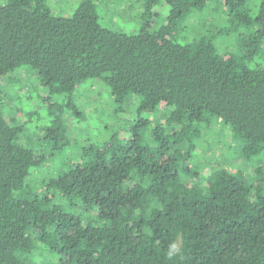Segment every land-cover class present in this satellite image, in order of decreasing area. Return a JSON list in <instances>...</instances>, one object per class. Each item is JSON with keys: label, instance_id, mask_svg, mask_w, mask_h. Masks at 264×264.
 Returning a JSON list of instances; mask_svg holds the SVG:
<instances>
[{"label": "trees", "instance_id": "1", "mask_svg": "<svg viewBox=\"0 0 264 264\" xmlns=\"http://www.w3.org/2000/svg\"><path fill=\"white\" fill-rule=\"evenodd\" d=\"M50 1L0 0V264H34L41 248L54 264H264V60L252 65L264 59V0L254 17L249 0H222L227 25L255 27L236 52L177 40L208 0H168L160 26L154 0H139L133 33L104 26L100 0L71 15ZM17 70L41 84L36 142L23 135L35 111L16 107V123L4 110L6 96L30 95L22 79L5 95ZM88 80L104 88L113 134L84 140L45 179L47 160L89 131L75 100Z\"/></svg>", "mask_w": 264, "mask_h": 264}, {"label": "rangeland", "instance_id": "2", "mask_svg": "<svg viewBox=\"0 0 264 264\" xmlns=\"http://www.w3.org/2000/svg\"><path fill=\"white\" fill-rule=\"evenodd\" d=\"M82 1L83 0H51L50 3L55 14L71 15ZM138 1L139 0H100L98 3V10L101 23L115 31H122L125 33L136 32L140 28V20L142 19V16H140L139 13ZM152 2L151 14L154 16L157 15L158 22L156 23V26H160V24L163 23V18L167 15L169 8L168 0H154ZM262 4V0H249L247 2V7L243 9V11L248 12L251 17L257 16L261 11ZM152 24L154 23L152 22ZM179 27L180 30L177 34V40L180 43L190 42L202 35L211 36L220 52H236L240 43L244 42L248 33L255 28L252 25H242L239 28H235L234 25L233 27L227 25L225 13L222 9V0H208L204 9H195L190 14L183 16ZM262 60H264L262 55L256 56L252 65ZM9 78L11 79V82H8ZM6 79L1 83L5 95L6 91L13 95V84H15L16 81L19 82L21 79L23 86H27V88L30 89L28 90L30 95L28 97L25 96V98L22 97V94L17 93L13 95V98L6 96L4 100V110L7 114H10L15 118L16 123L25 122L26 120L23 115L24 112L17 111L16 107H19L22 110L27 109L35 111L33 116H31L32 122L25 124L23 135H25V139L28 138L33 142H36L38 136L41 135L40 127L45 121L43 120L45 118L43 112L38 110L40 109L39 106L41 107V84L39 78L27 71L22 73V70H17L11 73ZM86 84V86L82 87V91L77 93L75 100H77L76 102L79 104L80 108L83 111L85 110L86 115L90 119L87 121L90 123V128H88L89 131L86 137L82 134V138L77 140L74 138L71 139L73 146L71 143L67 146L68 154L65 152L62 156L47 160V165H51L52 167L47 174H43L42 177L45 179H48L51 175L55 174V168H58L60 165L59 161H62V159L69 155V153H74L77 152L78 149H81V147L85 145L87 139L92 140V142H99L108 139L109 136L113 134V132H111L112 130H107L106 128L107 118L104 112L106 111L107 99H103L102 96L104 95L102 94L104 90V88H102L103 86L101 87L100 84H95L93 90L92 88H89L93 85L91 80L86 81ZM97 106L100 109L99 113L95 109ZM139 108L140 103L138 102L136 103L134 111H130L128 118L132 117L133 119L135 116L139 115ZM114 119H116V126H118V121H120V119ZM46 122L48 123L49 121ZM127 122L128 120L125 119V122L122 121L121 125L125 127ZM208 140L212 141L213 139L210 138ZM82 142L84 144H82ZM211 154L215 161L216 153L210 148L208 156H211ZM244 167H246L247 171L251 173L254 170L253 166L249 165V163ZM60 201L67 205L69 210L71 209L67 201H64L63 199H60ZM31 258L34 264H54L59 261L58 258H56V256L53 257L46 248H41V250L35 252Z\"/></svg>", "mask_w": 264, "mask_h": 264}, {"label": "clouds", "instance_id": "3", "mask_svg": "<svg viewBox=\"0 0 264 264\" xmlns=\"http://www.w3.org/2000/svg\"><path fill=\"white\" fill-rule=\"evenodd\" d=\"M175 249H176L175 244L169 246V249L166 253L168 259H171L175 255Z\"/></svg>", "mask_w": 264, "mask_h": 264}]
</instances>
